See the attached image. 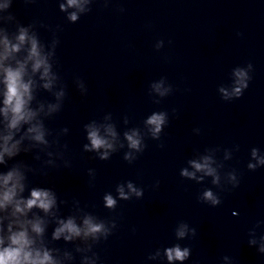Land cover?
Wrapping results in <instances>:
<instances>
[{"label":"water","instance_id":"water-1","mask_svg":"<svg viewBox=\"0 0 264 264\" xmlns=\"http://www.w3.org/2000/svg\"><path fill=\"white\" fill-rule=\"evenodd\" d=\"M62 2L12 0L0 12V28L10 36L29 27L46 51L59 40L52 57L58 79L49 91L37 76L32 102L46 111L60 104L51 115L41 114L49 144L25 140L29 150L0 165V171L21 166L25 196L33 187L56 193V216L34 210L48 221L45 246L63 264H84L94 253L97 264H168L164 249L176 244L191 249L184 264H264V167L248 168L256 162L253 148L264 155V0H92L75 24L60 10ZM249 62V88L225 100L220 89L231 90L234 69ZM162 80L171 88L165 96L152 88ZM154 112L167 114L159 139L145 125ZM93 122L112 124L119 134L108 160L84 149L86 125ZM134 128L146 147L130 163L124 133ZM208 155L216 161L219 186L211 176L200 181L181 174ZM233 171L238 188L227 182ZM128 182L143 196L121 199L118 186L127 191ZM206 189L220 196L218 206L202 199ZM108 193L117 199L115 208L105 207ZM89 214L111 229L107 239L52 238L58 218L82 223ZM182 223L195 235L178 238ZM89 245L90 251L77 250Z\"/></svg>","mask_w":264,"mask_h":264},{"label":"clouds","instance_id":"clouds-1","mask_svg":"<svg viewBox=\"0 0 264 264\" xmlns=\"http://www.w3.org/2000/svg\"><path fill=\"white\" fill-rule=\"evenodd\" d=\"M91 3L92 0H63L59 8L67 14V19L75 24L79 22L82 14L90 11ZM11 4L12 0H0V12L9 9ZM58 43L59 40L54 41L52 51H46L38 36L29 27L20 26L18 32L12 36L6 29L0 28V165H7L9 160L19 156L22 151H28V148L23 147L25 140L35 142V145L49 144L46 138L48 132L41 114L51 115L59 110L60 104H49L46 111L43 104H40L39 108H33L32 102L35 99V91L40 86L37 76L42 82V87L49 91L53 89L58 79L52 63ZM162 46L161 40L157 47ZM253 71L254 65L251 62L247 63L246 67L235 68L231 90L220 89L223 98L225 100L241 98L249 88ZM152 88L160 96H165L171 91L170 87L164 86L163 80L154 83ZM63 96L62 90L57 92V101ZM166 124L167 114L164 112H154L145 121L148 131L155 139H159ZM86 129L89 143L84 145L85 151H95L100 159L108 160L111 153L116 151L119 140L115 126L97 125L93 122L86 125ZM64 131L67 133L68 129L65 128ZM124 136L131 150L125 154V159L131 163L134 153L142 152L146 147L144 137L140 130L135 128L125 132ZM48 155L51 156L52 153L49 152ZM228 155L230 156V153ZM251 155L256 162H249V169L264 167V155L260 154L259 149L253 148ZM190 164L194 171L183 169L181 174L184 177L202 181L204 176H211L213 184L218 186L221 184L218 168L214 166L216 161L211 155L200 160H192ZM198 172L203 175L197 176ZM26 179V173L19 165L7 171H0V264H63L54 255V250L43 243L48 221L34 212L38 209L45 216H56L54 209L58 210L57 195L51 188L33 187L30 194L25 196ZM227 182L231 183L233 188L240 186L234 171L228 173ZM127 189L126 191L123 184L118 186L117 191L121 199H130L132 195L143 196V190L138 189L132 182H128ZM202 199L212 206L221 203L220 196L212 189H206ZM104 202L108 208H115L117 205V199L111 193L104 196ZM189 231L195 235L194 228L190 229L188 224L182 223L177 228L176 235L183 239ZM110 233L111 229L103 221H98L89 214L84 216L82 223H78L74 216L67 219L58 218L52 238L68 242L77 239L99 241L101 237L107 239ZM250 243L255 245L257 241L253 239ZM77 250L90 251L91 246ZM259 252L264 253V238L261 240ZM164 255L168 264H176L177 261L184 264L190 258L191 249L176 244L165 248ZM66 256L72 259L69 254ZM224 259L227 260L228 257ZM98 260V255L94 253L91 257H84V264H97Z\"/></svg>","mask_w":264,"mask_h":264}]
</instances>
